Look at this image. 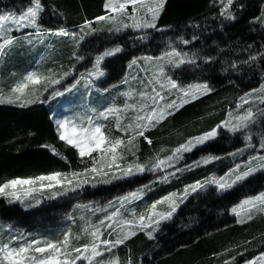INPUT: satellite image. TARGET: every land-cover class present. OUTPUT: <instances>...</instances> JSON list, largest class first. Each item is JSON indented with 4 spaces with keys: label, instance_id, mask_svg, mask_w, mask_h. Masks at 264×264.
Returning a JSON list of instances; mask_svg holds the SVG:
<instances>
[{
    "label": "snow or ice",
    "instance_id": "snow-or-ice-1",
    "mask_svg": "<svg viewBox=\"0 0 264 264\" xmlns=\"http://www.w3.org/2000/svg\"><path fill=\"white\" fill-rule=\"evenodd\" d=\"M233 4L234 0H219V15L225 20H236V14L232 11ZM163 7L164 0H157L155 4L149 3L148 0H106L104 8L110 10V13L97 16L95 19L98 22L107 21L108 26L97 29L92 21L86 20L79 27V32H75L64 27L56 29L45 27L42 23V14L46 6L42 0H27L26 4H21L19 11L5 10L0 13V60H4L11 48L21 41L35 47L37 44L45 45V40L49 37L70 39L74 45L72 55L77 61L85 59L78 50L86 38L95 36L98 32L116 36L131 29L137 33L132 37L134 40L148 41L152 36L149 30L165 31L164 27H158L157 24ZM239 7L242 9L244 5L241 4ZM253 19L254 22L264 25V19L260 17ZM25 29L32 31L25 33ZM13 31L21 35H12ZM175 39L180 45L192 47L186 50L169 38L159 55L131 59L129 69L136 66L145 73V76L131 77L141 87L139 89L129 87L128 90L119 93L118 95L125 97L123 104H117L115 97L111 100H103L101 97L103 102L92 99L94 92H108L107 88H99L97 81L105 76L102 62L123 51L120 43L105 47L96 53L92 67L86 68L78 76H73V80L66 85L61 82L73 75L75 65L59 74L55 68H48L46 72L39 68L33 69L17 79L7 95L0 90V103H20L22 106L47 103L50 99L72 94L73 99L68 101L69 106L61 113H53V122L58 139L75 149L81 162L86 163L85 167L71 171H53L10 179L0 184V197L11 198L9 202L14 199L23 203L25 196L34 192L43 194L48 190L50 192L48 199H55L69 196L70 193L78 195L88 185L96 187L99 183L108 184L117 180L132 179L145 172L159 173L156 179L164 183L178 172L219 160L220 155L207 153L192 164H185L183 168L177 167L185 159V153L228 133L234 137L242 136L245 141L244 148H238L236 152L228 155L233 156L235 160L237 156H244L247 152L246 159L234 163L223 175H213L203 181H196L186 185L182 192L170 193L154 201L148 209L139 214L135 207L126 205L140 199L143 190L150 188L149 184L117 197L116 202L108 201L103 206L93 208L91 204H77L76 207L89 209L93 214L95 212L105 214L95 223L82 215L80 219L84 224L81 232L75 235L70 228L59 239L42 236L28 239V234L9 233L6 241L0 238V264H121L119 256L113 250L124 245L138 232H144L149 239H154L155 234L162 230V222L171 221L191 194L206 192L209 188H214V191L220 194L234 188L243 190L251 183L249 178H255L257 173L264 175V51L254 52L251 44L244 49L248 52L246 58H239L237 55L235 60L226 59L227 67L222 70L240 72L243 65L249 67L257 65L261 68V83L240 96L236 109L229 111L226 119L210 130L187 138L173 148L169 155L161 158L157 154L154 162L151 159L140 162V158L136 156L139 149L134 142L137 137L142 136L151 144V139L145 136L147 130L156 127L185 104L215 90L207 79L185 80L183 77L187 73H195L198 69L205 71V65L212 66L217 62L218 54H205L202 48H197L193 42L200 40V37L195 32L191 39H186L182 35ZM45 46L53 47L50 44ZM260 47L264 49V43ZM224 51V48L219 49V52ZM44 60L45 56L42 55L40 62ZM140 60L144 62L142 65ZM128 82V77L122 81L124 84ZM57 85L60 87H56ZM255 101L258 103H254ZM244 105L250 106L245 108ZM110 117L114 121L115 130L123 135H112V130L104 123ZM253 136L259 138L258 143L253 142ZM48 147L54 155L67 160L55 145ZM94 153L97 155H93ZM128 153L134 159L125 162ZM84 158H88L87 162ZM33 199L38 205L42 197ZM116 203L118 207L115 206ZM161 204H167V208L158 210L157 205ZM109 208L114 210L109 212ZM124 212H130L132 218H125ZM231 212L237 218L236 222L240 224L253 220L258 214H264V187L254 194L245 193L243 198H239L231 207ZM71 218L74 220V217ZM85 236L88 239L82 244L79 243ZM130 251L125 264H133ZM228 251L230 250H225ZM235 259L236 257L232 256L230 260H225L224 264H233ZM245 264H264V251L251 259H246Z\"/></svg>",
    "mask_w": 264,
    "mask_h": 264
},
{
    "label": "trees",
    "instance_id": "trees-1",
    "mask_svg": "<svg viewBox=\"0 0 264 264\" xmlns=\"http://www.w3.org/2000/svg\"><path fill=\"white\" fill-rule=\"evenodd\" d=\"M42 2L46 6L42 16L52 14L54 18L53 24L46 27L53 29L64 27L71 31L77 29L78 32L79 27L86 20L92 21L95 28L108 26L107 21L98 22L95 19L97 16L110 13L104 8L106 0H42ZM26 3L27 0H0V13L5 10L19 11L21 4ZM241 4L244 5L242 9L239 7ZM232 11L236 14L235 21L225 20L219 15V0H165L157 21L158 27H164L165 31L149 30L152 36L148 41L134 40L132 37L137 33L131 29L116 36L101 32L100 39L91 36L93 43L89 47L92 53L88 58L89 66L92 65L95 54L105 47L115 43L123 46L121 53L108 58L103 65L106 69L112 68L111 73L115 74L113 78H117L112 79L113 81L108 85L114 84L118 90L122 89L121 82L131 59L159 55L169 38L187 50L192 45H180L175 38L182 35L186 39H191L195 32L200 37V40L193 42L197 48H202L205 54H218L217 62L212 66L205 65V71L198 69L195 73H187L183 77L185 80L207 79L215 90L185 104L156 127L147 130L145 136L151 139V144L144 137H137L134 143L139 149L136 156L140 158V162L150 159L154 162L157 154L160 157L167 156L187 138L210 130L227 118L228 112L234 108L236 100L241 95L261 83V68L257 65L251 67L243 65L240 72L231 70L224 72L222 69L227 67L226 59L235 60L237 55L239 58H246L248 52L244 49L249 44L253 45L254 52L264 51L260 47L264 43V25L254 22L253 19L264 17V0H234ZM54 48L55 52L43 63L54 65L58 74L76 65L77 60L72 55L74 45L71 40ZM220 48H224L225 51L219 52ZM27 59L30 61H24L27 65L25 68L33 65L31 64L33 59L28 57ZM29 62L30 64H27ZM24 70L19 69L17 76L15 71L13 74L7 73L8 93L12 84L23 75ZM68 101V97H65L60 102L68 105ZM120 101L117 99L116 102ZM54 102L32 106L6 104L7 102L0 104V184L16 177H29L53 171H71L86 166L81 162L75 149L58 139L53 122ZM59 111L57 110V113ZM110 123L112 127L113 119ZM110 129L112 135H116V132ZM258 139L257 136H253L254 143H258ZM48 145H55L67 160L54 155ZM244 146L245 141L242 136L234 137L226 134L206 145L196 147L191 153L184 155L185 159L177 167L183 168L185 164H192L207 153L218 154L221 158L208 165L178 172L170 178V183H158L155 176L159 173L145 172L129 180L85 187V190L78 195L70 193L68 197L48 199L50 195L48 192L43 197L42 205L35 209L26 210L18 204H12L10 208L15 210L20 207L22 219L30 220L32 217L30 220L33 222L32 228H35L39 234L57 239L62 237L67 228L62 230L60 226L67 220L65 213L74 210L75 214L72 217L78 226L84 224V221H78L82 215L90 219L92 213L87 209L76 207L77 204H91L92 207H97L96 205H102L118 196L136 191L144 184H149L150 189L142 203H153L170 193L180 192L186 185L203 181L219 173L222 167L230 164L229 159L226 158L230 156L228 153ZM128 154L125 156L126 162L134 159ZM249 179L251 183L243 190L234 188L220 194L209 189L190 196L180 206L173 219L161 226L162 230L155 239L147 240L141 233L127 242L128 249L120 247L115 253L119 256L121 264H125L129 250L133 264H224V261L230 260L232 256L236 257L233 264H243L246 259L264 251V222L253 220L249 224L238 225L234 221L235 218L228 213L233 204L239 198H243L245 193L254 194L264 187V175L261 173ZM2 203L4 202L0 201V204ZM79 212L81 214L77 216ZM1 213L4 211L2 210ZM57 213L64 214L59 216L60 214ZM50 214L54 215L50 218L52 221L48 217ZM6 218L20 217L8 215ZM93 220L97 221L96 212ZM226 249L230 251L225 252Z\"/></svg>",
    "mask_w": 264,
    "mask_h": 264
},
{
    "label": "rangeland",
    "instance_id": "rangeland-1",
    "mask_svg": "<svg viewBox=\"0 0 264 264\" xmlns=\"http://www.w3.org/2000/svg\"><path fill=\"white\" fill-rule=\"evenodd\" d=\"M148 2L149 3H152V4H155L157 2V0H148ZM164 3H165V0H164ZM105 10H107V9H105ZM108 11L110 12V10H108ZM52 19H54L53 18V15L52 14H47L42 19L43 25L46 27V26H49V25L53 24V20ZM262 19H264V17ZM100 27H102V26H100ZM102 28H99L98 27L97 29H102ZM76 30L77 29H73L72 31L77 32ZM28 31H32V30L31 29H25L24 30L25 33L28 32ZM100 34H101V32H98L95 35V36H97L96 37L97 39L98 38L99 39L101 38L100 37L101 36ZM12 35L20 36L21 33L16 32V31H13ZM91 39H92L91 36L87 37L86 38V41L82 44V46L78 50L79 51V54L83 55L85 57V59L83 61H77L76 65H75V71L73 72V75L72 76H69L68 78H66V80L62 81L61 82L62 84L66 85V84L70 83L73 80V76H78L79 73L84 72L86 68H91L92 67V65L89 66L90 64L88 63V58L91 57V54H92L91 51H90V49H89V47H91V45L93 43V41H91ZM65 41H70V39H68V38L49 37L48 39L45 40V45L50 44V45L53 46L51 48H48L45 45H41V44H37L35 47H31V46L27 45L26 42H24V41H21L19 44L14 45L11 48V51L9 52L8 56L4 60H0V90H3V93L4 94H8V91H6L8 89V84H7V73L8 72H11L13 74V72L15 71V74H16L19 71V69H21V70L22 69L23 70L25 69L23 71V73H22V74H24L27 71H30V70H33V69H37V68H39V70H41L43 68V66H45L46 64L43 63V62H40V57L43 55V56H45V60H47V58L48 57H51V55L55 52L56 49L54 47L61 46L63 43H65ZM18 57H26V58L19 59ZM27 57L33 59L31 61L32 62L31 64H33V65H30V66H28V67L25 68V66H27V65H26V63H24V61L25 60L26 61H30V59H27ZM109 58H112V57H109ZM107 59L108 58H106L102 62V67H103V69L105 71V76H103V77H101V78L98 79L97 85H98L99 88H107L108 89V92L107 93H96V92H94L93 93V96H92V99L94 101H96V100H101V97H103V100H111L110 97L111 98L115 97L116 98L115 102L117 101V99H120L121 100L120 102H116L117 104H123V102L125 100V97H123L121 95H118V94L121 93V92H123V91L128 90L129 87L139 89L141 86L137 83V81L132 80L131 77L132 76H139V77L142 78V77L145 76V73L143 71H140L139 68H137L136 66H134L132 69H129V67L127 66L126 71H125V75H124L123 79L125 77H128L129 82H128V84H124V83L121 82L122 89H119L118 90V89H116V86L114 84L113 85L111 84L110 86L108 85L109 83H111L113 81L112 79H116L117 77L113 78L115 76V74L114 73H111V69L112 68L111 69H106L103 66L105 64V61ZM17 63H22L21 64L22 66L21 65H16ZM143 63H144L143 60H140V64L142 65ZM27 64H30V62L27 63ZM22 67H24V68H22ZM45 67H47V68H45ZM45 67L42 69V71H45L46 72V70L48 68H54V65H52V64L49 65L48 64ZM112 67H114V66H112ZM16 76H17V74H16ZM123 79H122V81H123ZM11 81H13V79ZM103 85H105L106 87H103ZM56 87H60V85H57ZM45 95H47V93H45ZM65 97H68V100L70 101V100H72L71 98H73V95L72 94H66ZM65 97H59V98L50 99L47 103H53V101H55L54 104H53V105H55L54 106V109H55L54 111H55V113H57V110H60L59 113H61V112L64 111V109H66L69 106L68 103H67L68 105H66V104L64 105V104H62L60 102L61 99L65 98ZM107 97H109V98H107ZM239 98L236 100L234 108L232 110L230 109V111H233V110L236 109V105L239 103ZM103 100H101V102H103ZM78 102L79 101L77 100V103ZM254 103H258V101H255ZM0 104H3V103H0ZM37 104H39V103L28 104V105H24V106H32V105H37ZM248 106H250V105H244L245 108H247ZM242 110L243 109H241V111ZM130 114L131 113H129V115ZM111 120H112V118L110 117L108 120L104 121V123L108 126V129L112 128L113 131L116 132V135L115 136H121V135H123V133H120V132H118V131L115 130V128H114V121H113L112 127L110 126L111 125V123H110ZM228 134H231V133H228ZM209 142H211V141H209ZM197 147H201V146H197ZM120 150H123V149H120ZM193 150H195V149H193ZM249 151H251V150H249ZM191 152H188V153H191ZM234 152H236V151H234ZM185 154H187V153H185ZM93 155H97V154L94 153ZM128 155L130 156L131 154H128ZM161 156H162L161 158L165 157L163 155H161ZM246 157H247V152L245 153L244 156H237L235 158V160H234L233 156H231V155L228 156V157H226L227 159H229V163H230L229 165L230 166L227 165L224 168L222 167L221 170L219 171V173H215L213 175H216V176L223 175L225 172H227V170L230 167L233 166L234 163H238L241 160L246 159ZM84 160H85V162H87L88 158H84ZM85 165H86V163H85ZM201 165H203V164H201ZM168 171H174V170L173 169H168ZM258 174H260V173H257L255 176H257ZM140 175H142V174H140ZM213 175H211V176H213ZM137 176H139V175H137ZM156 176H155V178H156ZM125 180H129V179L117 180V181H113V182H119V181H125ZM157 181H158V183H161V184L170 183V179L167 182H164V183L160 182L159 180H157ZM99 184H104V183H99ZM108 184H110V183H108ZM85 187H90V185L85 186ZM184 188L180 192H182L184 190ZM149 189L150 188L144 189L143 190L142 197L140 199L134 201L131 205H126V207H135L137 214H139L141 212H144L146 209H148V207L151 205V203H149V204L144 203L143 204L142 201H144L145 195H147ZM209 189L210 190H214V188H209ZM48 192H49L48 190H45V192L43 194L40 193V192H34L31 195H29V196H25L23 203H21L18 200H14V199L11 200V202H9L11 198H8V197H0V201H3L4 202V203L0 204V238L4 239L6 241L7 238H8L9 233H11L12 235H16L18 233L28 234V239H32V238H35V237H38V236L46 237V236H44L42 234H39L36 231L35 228H32L33 227V222L30 221L32 219V217H30V220H28V219H22V216L20 215V213H21L20 212L21 211L20 207L21 208H24L26 210H31L33 208L35 209V208L39 207L44 202V198L43 197ZM201 192H204V191H200L199 193H201ZM127 194H124V195H127ZM194 194H197V193H193L190 196H192ZM124 195H122V196H124ZM33 197H37V198L42 197L41 203L37 205L35 203V200L33 199ZM118 197H120V196H118ZM116 200H117V197L114 198V199H112L111 201L116 202ZM107 202L103 203L102 205H96V206L106 205ZM237 202L238 201H236L235 203H237ZM12 204H18V205H20V207L17 208L18 210L17 209H15V210L14 209H11L10 207H11ZM234 204H233V206H234ZM115 206L118 207L119 206L118 203H116ZM93 208H95V206H93ZM157 208H158V210H165L167 208V204L157 205ZM2 210L4 211V213H1ZM87 210H89V209H87ZM113 210H114V208H109L108 209L109 212H111ZM73 211L71 213H65V216L67 217V220H66V222L63 221L62 224H60V226L62 227V230H64L65 227H67L66 228V231L69 228L71 230L73 229L72 230V233H73V235H75L76 233L81 232V229H82V226L83 225L82 226L81 225L78 226V224H75V221L71 218L73 216V214H75ZM80 211L83 212L82 209H80ZM89 211L92 213L90 219H91V221H93V223H95L96 221L93 220L94 219V216H95V213L93 214V212L91 210H89ZM228 213H229V215H231V216H233L235 218L234 221L238 225L249 224V222L251 223V221H253V220L255 222H261V221L264 222V214H258V215L255 216V218L253 220L247 221V222H245L243 224H240V223H237L236 222L237 221V218L232 214L231 208L229 209ZM58 214H60L59 216H62L64 213H57V215ZM79 214H81V213L80 212L77 213V216ZM104 214H105L104 212H100V213L99 212H96L97 221L99 219H102L103 216H104ZM8 215L9 216L16 215L17 217H20V218H18V219H14V218L13 219L12 218L11 219H8V218H6V217H8ZM123 215H124L125 218H128V219H131L132 218L130 212H124ZM53 216H54L53 214L48 215L49 219L52 218ZM75 218H76V216H75ZM50 221H52V219H50ZM78 221H82V220L81 219H78ZM68 222H69V225H67ZM166 223L167 222H162V225H164ZM25 231H27V232H25ZM50 231H53V230H50ZM141 233L144 235V237L147 240L149 239L144 232H138L137 235H139ZM158 233L155 234V237H156V235ZM136 236H134V237H136ZM134 237H131L129 240L133 239ZM59 238H62V237H59ZM59 238H57V239H59ZM87 239H88V237L85 236L79 242L82 244ZM129 240H127L124 245L118 246V248L117 249H114L113 251L114 252H118L119 249H120V247H122V246L125 247V249H128L129 247L127 246V242ZM158 251L159 250H157V252ZM243 253H245V251H243ZM105 254H107V253H105ZM254 256L255 255L251 256L250 259L253 258ZM243 264H245V262Z\"/></svg>",
    "mask_w": 264,
    "mask_h": 264
},
{
    "label": "crops",
    "instance_id": "crops-1",
    "mask_svg": "<svg viewBox=\"0 0 264 264\" xmlns=\"http://www.w3.org/2000/svg\"><path fill=\"white\" fill-rule=\"evenodd\" d=\"M6 104H10V103H6ZM12 104H18L20 106V103H12Z\"/></svg>",
    "mask_w": 264,
    "mask_h": 264
},
{
    "label": "bare ground",
    "instance_id": "bare-ground-1",
    "mask_svg": "<svg viewBox=\"0 0 264 264\" xmlns=\"http://www.w3.org/2000/svg\"><path fill=\"white\" fill-rule=\"evenodd\" d=\"M13 178V177H12Z\"/></svg>",
    "mask_w": 264,
    "mask_h": 264
}]
</instances>
